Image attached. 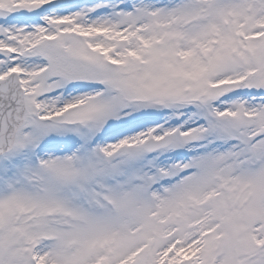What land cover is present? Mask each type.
I'll return each instance as SVG.
<instances>
[{
    "label": "snow or ice",
    "instance_id": "6c2138e0",
    "mask_svg": "<svg viewBox=\"0 0 264 264\" xmlns=\"http://www.w3.org/2000/svg\"><path fill=\"white\" fill-rule=\"evenodd\" d=\"M0 264H264V0H0Z\"/></svg>",
    "mask_w": 264,
    "mask_h": 264
}]
</instances>
